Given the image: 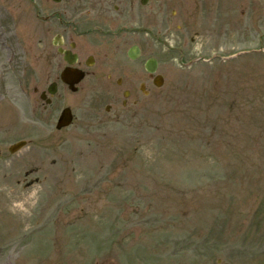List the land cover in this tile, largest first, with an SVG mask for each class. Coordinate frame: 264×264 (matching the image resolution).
I'll return each mask as SVG.
<instances>
[{
    "label": "rangeland",
    "instance_id": "1",
    "mask_svg": "<svg viewBox=\"0 0 264 264\" xmlns=\"http://www.w3.org/2000/svg\"><path fill=\"white\" fill-rule=\"evenodd\" d=\"M160 1L162 85L132 64L73 93L43 20L67 2L0 0V264H264V0Z\"/></svg>",
    "mask_w": 264,
    "mask_h": 264
},
{
    "label": "flooded vegetation",
    "instance_id": "2",
    "mask_svg": "<svg viewBox=\"0 0 264 264\" xmlns=\"http://www.w3.org/2000/svg\"><path fill=\"white\" fill-rule=\"evenodd\" d=\"M166 1L171 4L164 5V2L160 1L157 7L159 12L168 7L175 9L176 3L173 2L175 0ZM60 2H67V4L59 8L50 7L43 16L44 27L49 34L48 45L57 54L54 64L58 69L71 66L74 70L84 71L85 77L96 74L98 70L99 75H103L105 83L108 84L111 80L122 83V77L113 78V72L120 71L125 74L131 70L132 64L133 67L144 65L148 2L143 0H61L55 3ZM227 8L229 13L243 15L242 0H234L228 4ZM187 13L194 14L189 9ZM172 15H175L174 11ZM177 29L179 30L180 27ZM160 32L162 29L158 31L159 35ZM131 49L135 54L134 59L129 54ZM65 51L69 52L71 65L64 59Z\"/></svg>",
    "mask_w": 264,
    "mask_h": 264
},
{
    "label": "water",
    "instance_id": "3",
    "mask_svg": "<svg viewBox=\"0 0 264 264\" xmlns=\"http://www.w3.org/2000/svg\"><path fill=\"white\" fill-rule=\"evenodd\" d=\"M151 63L154 65V61H153V60H149L148 63H147V66H146L147 69H148L149 71H153V70H154V68H150V67H149ZM64 74H65V72H63V75H64ZM66 74H67V78H68V79H67L66 77H64V76H62V77H63V79H64L66 82H69L70 85L73 84L74 82H77V81L81 78V76H78V75H71V76H70V75L67 73V71H66ZM156 84L159 85L158 82H157ZM59 123H60L61 125H66V124L69 123V115H68V111H67V110L64 111V112L62 113V115H61V117H60V119H59ZM60 124H59V125H60ZM59 125H58V126H59ZM24 143H25L24 141H20V142H17V143H15V144H13L12 146H10L9 151H10V152H13V151L19 149Z\"/></svg>",
    "mask_w": 264,
    "mask_h": 264
}]
</instances>
